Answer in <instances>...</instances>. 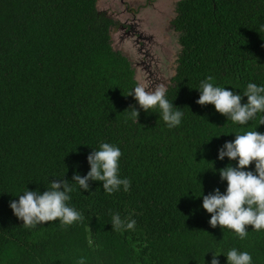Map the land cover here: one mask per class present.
I'll use <instances>...</instances> for the list:
<instances>
[{"label": "trees", "instance_id": "1", "mask_svg": "<svg viewBox=\"0 0 264 264\" xmlns=\"http://www.w3.org/2000/svg\"><path fill=\"white\" fill-rule=\"evenodd\" d=\"M171 25L181 50L166 98L183 117L169 129L159 109L145 112L125 95L137 70L113 48L115 21L96 0H0V264H211L215 253L227 264L233 248L264 264V229L248 225L239 239L211 227L202 207L204 195L226 191L219 170L237 164L218 150L236 135L264 133V113L241 125L196 103L209 75L242 104L249 83L264 87V0H179ZM101 143L120 148L129 191L76 185L67 204L82 221L23 227L10 201L54 180L75 184ZM243 170L255 173L254 162ZM111 213L135 219V229L113 230Z\"/></svg>", "mask_w": 264, "mask_h": 264}, {"label": "clouds", "instance_id": "2", "mask_svg": "<svg viewBox=\"0 0 264 264\" xmlns=\"http://www.w3.org/2000/svg\"><path fill=\"white\" fill-rule=\"evenodd\" d=\"M213 79L209 75L200 82L197 104H212L218 113L241 125L264 113V87L249 83L243 93L247 102L242 104L240 94L214 86ZM149 87L150 84L137 85L125 95L133 96L139 108L145 112L159 109V115L169 129L179 126L183 112L166 98L167 89L163 85H157L154 90L149 91ZM130 108L129 118L138 123L139 111L135 107ZM260 124H264V115H259L257 125ZM121 156L122 152L116 145L101 143L99 150H94L87 156L90 165L87 174L83 177L79 174L73 175L72 181L75 184H69L66 179L54 180L42 194L39 191L26 190L19 196L18 201H10L9 206L13 214L22 220L25 228H34L38 224L57 219L62 228H67L84 218L81 212L67 204L76 185L87 190L89 181H102L103 191L107 194L119 191L121 186L125 192L129 191L130 180L119 176ZM225 156L229 160L237 161L235 167L228 165L219 170L220 179L227 181L226 191L221 194L217 188L213 193L204 195L202 207L211 214L208 221L211 227L219 225L234 231L239 239H245L246 226L251 225L256 231L264 229V133L248 131L236 135L233 141L225 142L218 150V159L223 160ZM253 162L255 173L243 170ZM135 225V219H122L119 213H111L113 230H134ZM218 254H213L211 264H219L216 258ZM226 257L227 264H251L252 261L248 252H238L235 248L228 251ZM78 264H85V259L81 257Z\"/></svg>", "mask_w": 264, "mask_h": 264}, {"label": "rangeland", "instance_id": "3", "mask_svg": "<svg viewBox=\"0 0 264 264\" xmlns=\"http://www.w3.org/2000/svg\"><path fill=\"white\" fill-rule=\"evenodd\" d=\"M179 0H98V8L110 12L114 20L132 23V34L111 28L114 49L121 51L136 67L137 85L170 84L181 47L178 32L171 25ZM111 4V6H110ZM128 11L125 12V7ZM143 62V63H142ZM138 81H140L138 83Z\"/></svg>", "mask_w": 264, "mask_h": 264}, {"label": "flooded vegetation", "instance_id": "4", "mask_svg": "<svg viewBox=\"0 0 264 264\" xmlns=\"http://www.w3.org/2000/svg\"><path fill=\"white\" fill-rule=\"evenodd\" d=\"M122 0H120V2H121ZM96 6H98V0H96ZM110 6H111V4H110ZM100 10H105V9H100ZM108 13H110L108 10H106ZM125 12H128L129 10H128V7H127V5H126V7H125V10H124ZM130 12V11H129ZM131 13V12H130ZM133 16H134V14L133 13H131ZM114 19V18H113ZM115 21V27L116 28H118V31H123V33H125V34H132V35H134V33H133V31H132V23H130V22H127L126 20L125 21H123V22H119V21H116V20H114ZM143 63V62H142Z\"/></svg>", "mask_w": 264, "mask_h": 264}, {"label": "water", "instance_id": "5", "mask_svg": "<svg viewBox=\"0 0 264 264\" xmlns=\"http://www.w3.org/2000/svg\"><path fill=\"white\" fill-rule=\"evenodd\" d=\"M137 79V78H136ZM137 81V80H136ZM140 81H138V83H139Z\"/></svg>", "mask_w": 264, "mask_h": 264}]
</instances>
